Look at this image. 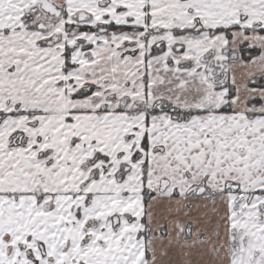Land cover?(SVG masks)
Returning <instances> with one entry per match:
<instances>
[{
	"label": "snow or ice",
	"instance_id": "snow-or-ice-1",
	"mask_svg": "<svg viewBox=\"0 0 264 264\" xmlns=\"http://www.w3.org/2000/svg\"><path fill=\"white\" fill-rule=\"evenodd\" d=\"M0 264H264V0H0Z\"/></svg>",
	"mask_w": 264,
	"mask_h": 264
}]
</instances>
